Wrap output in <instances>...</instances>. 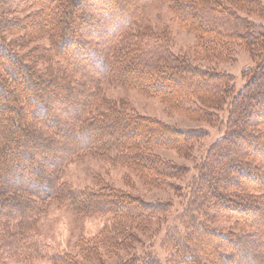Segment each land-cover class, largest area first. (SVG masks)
Masks as SVG:
<instances>
[{
    "label": "trees",
    "instance_id": "16d2710c",
    "mask_svg": "<svg viewBox=\"0 0 264 264\" xmlns=\"http://www.w3.org/2000/svg\"><path fill=\"white\" fill-rule=\"evenodd\" d=\"M165 1L172 18L195 34L206 56L225 61L238 48L252 53L254 65L243 69L239 89L229 73L195 64L172 52L151 29L138 26L141 8ZM8 34L17 36L12 41ZM46 39L48 45L40 46ZM73 57L84 62L81 71L71 65ZM105 82L135 87L220 129L193 168L178 222L164 233L165 256L132 251L119 264H230L229 259L232 264H264L260 0H125L123 5L119 0H0V205L12 203L0 213V264L31 262L40 253L33 234L47 201L66 203L82 215L111 216L81 248L95 264H102L96 244L107 254L130 251L171 205L110 186L74 192L60 180L64 165L90 154L125 166L146 185L177 189L172 181L189 167L160 157L155 149L187 156L209 133L119 110L105 97ZM28 144L51 151L31 154L23 147ZM13 150L16 155L10 154ZM23 169L31 174H22ZM21 179L29 184L12 187ZM219 220L230 226L213 228ZM49 260L85 264L70 253Z\"/></svg>",
    "mask_w": 264,
    "mask_h": 264
},
{
    "label": "rangeland",
    "instance_id": "374dc122",
    "mask_svg": "<svg viewBox=\"0 0 264 264\" xmlns=\"http://www.w3.org/2000/svg\"><path fill=\"white\" fill-rule=\"evenodd\" d=\"M119 1L121 5L125 4V0ZM260 1L264 3V0ZM17 16L20 18L24 17L22 13H17ZM252 18L257 22L263 23L256 16H252ZM137 24L139 27L144 28V30L151 29L155 32L168 45L172 52L180 54L200 66L211 67L214 70L229 73L233 77L235 90L239 89L245 82L243 69L254 65V56L252 53L242 48L236 49L233 57L225 61L206 56L195 34L181 27L172 18L169 1L141 8L139 10ZM15 36L17 35H7L12 41H14ZM40 43H42L40 46H47L48 40H43ZM25 50L27 49H23L21 52L24 53ZM72 60V66L78 67V69L82 66L85 67L84 62L79 57H73ZM102 89L105 97L115 103L116 108L119 110L133 111L137 114L160 119L174 126L188 128L203 127L209 132L208 135L200 139L192 152L187 156H182L171 149H155V154L160 157L189 167L185 175L172 181L177 189L158 188L146 185L136 173L130 171L125 166L112 164L107 159L96 155L87 154L82 157L73 158L60 169V180L65 182L74 192L110 186L114 189L139 196L142 200L148 202L169 201L171 205L168 207V210L162 213L151 228L139 235V242H136L130 251H128V248H124L117 250L114 254H107L101 245L96 244L95 246V250L101 254L99 257L102 264H119L132 251L141 252L143 250H150L160 258H163L166 254V251L161 246L164 233L170 226L178 222L177 214L186 199L185 193L188 182L194 172L193 168L204 156L209 144L219 136L220 129L209 126L208 122L203 118H192L180 111L168 108L161 99L147 95L135 87L105 82L102 85ZM18 96L20 95L18 94ZM47 108L49 109L51 107L48 105ZM36 115L40 116L41 114L36 113ZM23 118L22 121L27 120L26 117ZM30 139L31 141H35L36 137L30 136ZM23 147H25L24 149L27 148L31 154L35 151L48 154L51 151L50 148L36 150L30 144L23 145ZM10 154L16 155L17 150L11 151ZM22 157L25 160V156L22 155ZM50 160L52 161V159ZM29 166L32 167V164ZM21 171L22 174L27 176L31 174V169L26 170V172L24 169ZM27 178L29 179V177ZM28 179H21L18 182L14 181L12 187L28 185ZM243 180L247 179L240 178V181ZM40 191L45 190L40 189ZM11 207V202L0 205V213L8 211ZM110 218L111 216L109 214H78L73 212L66 203H60V201L56 200L47 201L43 204V211L39 215L33 234V239L39 247L38 250L40 253L31 262L25 263L13 260L9 264H50L51 260L49 258L57 254L64 255L65 253L75 255L80 262L85 264H95L96 261L94 260L96 259H86L83 257L85 250L81 248L88 244L90 239L97 236L110 223ZM211 226L215 229H225L230 226V222L219 220L212 222ZM232 260L229 259L230 264H232ZM248 264H251V262H248Z\"/></svg>",
    "mask_w": 264,
    "mask_h": 264
}]
</instances>
